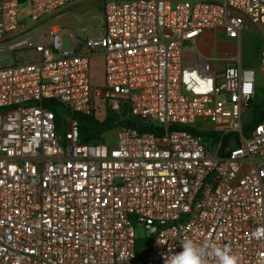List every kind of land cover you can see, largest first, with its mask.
<instances>
[{"label": "built area", "instance_id": "2783aa9c", "mask_svg": "<svg viewBox=\"0 0 264 264\" xmlns=\"http://www.w3.org/2000/svg\"><path fill=\"white\" fill-rule=\"evenodd\" d=\"M87 1L101 25L65 49L57 19ZM20 8L0 0V264H165L184 238L264 264V47L241 62L264 0H29L26 28ZM205 32L237 40L238 60L188 66ZM100 109L113 137L81 142L75 115Z\"/></svg>", "mask_w": 264, "mask_h": 264}, {"label": "rangeland", "instance_id": "374dc122", "mask_svg": "<svg viewBox=\"0 0 264 264\" xmlns=\"http://www.w3.org/2000/svg\"><path fill=\"white\" fill-rule=\"evenodd\" d=\"M89 3L80 2L70 8V12L65 14L63 17L57 19L60 25L61 30V44L63 48L70 49L73 46V37H77L79 40L82 39V36L79 33V30L84 28L97 29L101 25L102 21V5L96 4L94 6V12H91L87 8ZM21 18L23 20L22 27L26 28L29 26V18L27 17L29 13V3H24L21 5ZM259 30V29H258ZM257 30L251 28L248 31H244L242 34V53H241V62L244 66L255 67L259 64V39L261 37L260 33H256ZM84 34V33H83ZM214 36V35H213ZM224 35L218 34L214 37L209 38L208 40H201L198 46L193 45L187 50V52L194 54H205L209 58L213 59L215 57V47L224 40ZM238 41L234 42L233 45L237 46ZM216 45V46H215ZM234 60H238L237 56V47H235ZM7 60L0 61V64L7 63ZM90 74L92 83L96 86H101L104 81L103 74V58L101 56H95L92 58L90 65ZM262 89L260 88L259 92ZM60 113L66 116L64 110H60ZM97 117L102 119L105 116L103 109H100L97 112ZM113 137V131L106 132L103 135L104 140L111 139ZM136 233L139 238L148 237V232L144 230L142 226L136 228Z\"/></svg>", "mask_w": 264, "mask_h": 264}, {"label": "clouds", "instance_id": "9594fccd", "mask_svg": "<svg viewBox=\"0 0 264 264\" xmlns=\"http://www.w3.org/2000/svg\"><path fill=\"white\" fill-rule=\"evenodd\" d=\"M180 243L182 251L166 255L165 264H239L228 246L219 247L212 240L196 243L184 238Z\"/></svg>", "mask_w": 264, "mask_h": 264}, {"label": "trees", "instance_id": "16d2710c", "mask_svg": "<svg viewBox=\"0 0 264 264\" xmlns=\"http://www.w3.org/2000/svg\"><path fill=\"white\" fill-rule=\"evenodd\" d=\"M27 2L29 3V0H20V5ZM54 105L55 107L49 106V108L54 111L56 123L58 127H61V124L63 123L65 116L60 113V110H64L65 112L66 110L60 104H54ZM75 118L79 122V135L81 142L103 141V135L106 132H109L116 127V115L112 113L110 110H107L105 112V116L102 119L98 118L97 115L95 114L93 115L77 114L75 115ZM263 118H264V110L258 109L257 111H255L251 125L258 124ZM125 124L130 125L132 127L136 126V123L132 120L125 121Z\"/></svg>", "mask_w": 264, "mask_h": 264}, {"label": "crops", "instance_id": "0c3cea01", "mask_svg": "<svg viewBox=\"0 0 264 264\" xmlns=\"http://www.w3.org/2000/svg\"><path fill=\"white\" fill-rule=\"evenodd\" d=\"M86 3H89L87 8L90 9L91 12H94L93 8H94V6L96 4H101L99 1H87ZM254 29L257 30L260 33V31L257 28H254ZM257 31H256V33L259 34ZM213 35L215 36V35H218V34L213 33V32H205L202 35H200L198 38H196L195 41L187 42L185 44V62H186V64L188 66H190V67H200V60H199L200 54L190 53V52H187V50L189 48H191L193 45L198 46L200 43H202L201 40H206V39L208 40L209 38L214 37ZM260 35H261V33H260ZM259 40H260L259 41V44H260L259 62H260V52H261L262 48L264 47V39L261 36ZM236 41L237 40H230V39H227L225 37L224 40H222L221 43H219V45L217 47H215V55H218L222 59H227V60L232 59L234 57V55H235V47H237L236 45H233L234 42H236ZM258 66H259V64H258ZM258 66H255V67H252V68H257Z\"/></svg>", "mask_w": 264, "mask_h": 264}]
</instances>
